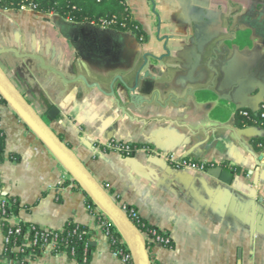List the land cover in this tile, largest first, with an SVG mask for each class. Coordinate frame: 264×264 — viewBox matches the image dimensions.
<instances>
[{
  "label": "crops",
  "instance_id": "crops-1",
  "mask_svg": "<svg viewBox=\"0 0 264 264\" xmlns=\"http://www.w3.org/2000/svg\"><path fill=\"white\" fill-rule=\"evenodd\" d=\"M126 1L142 41L0 8L1 73L119 204L167 232L173 244L155 243L151 264H264V129L237 120L264 100V0ZM52 106L58 112L48 118ZM0 126L7 152L19 156L0 163L1 193L20 204L9 223L58 230L73 219L91 230L88 262L48 245L27 264H126L98 215L112 219L98 205L89 210L82 187L8 103ZM111 139L146 147L124 156L100 147ZM185 158L234 177L177 167ZM4 246L0 221V264H17Z\"/></svg>",
  "mask_w": 264,
  "mask_h": 264
},
{
  "label": "trees",
  "instance_id": "trees-1",
  "mask_svg": "<svg viewBox=\"0 0 264 264\" xmlns=\"http://www.w3.org/2000/svg\"><path fill=\"white\" fill-rule=\"evenodd\" d=\"M0 8L14 10L29 8L43 15L55 13L72 21L92 22L98 25H102V22L104 21L108 24V28L124 32H132L140 41L144 40L146 37L141 25L133 17L131 9L125 0H0ZM1 103L7 102L0 95V104ZM237 120L241 125L252 124L242 116H238ZM58 135L63 139L62 135ZM112 140L115 144H119L121 146L119 152L124 156L133 155L138 149L146 147L141 143L124 142L115 139ZM261 140L264 141V137H262ZM100 147L106 151L112 150V148L107 145H100ZM18 157L19 156L14 153L7 152L6 134L0 126V163L5 161L7 158L18 159ZM185 159L188 162H197L194 159ZM208 167L209 165L206 164L205 169ZM1 187L2 183L0 180V198H4L6 200L5 205L0 208L1 215L6 218L2 220L4 234H7L8 230L12 229L9 241L6 242L4 246V252L6 254L10 255L13 259H18L24 253L33 251L32 256H35L42 252L45 239L49 240L50 238H54L55 247H53V252L65 251L72 258L80 262H88L91 259L92 251L94 249L90 243L91 230L87 225L73 219H68L62 229H54L52 233L46 232L42 234L43 228L36 224L35 228L32 229L28 235V239L31 240L34 238L36 243L26 246L23 245V240L25 238L23 231L30 223L20 222L22 232L18 233L15 231V227L9 223L8 218L19 212V200L13 196L2 194ZM104 188H106L105 184ZM109 193L111 194L110 191ZM84 194L87 207L90 211H93L96 207L95 201L87 194L86 191H84ZM113 199L143 235L146 247L150 253L153 245L159 242V237L166 236L167 232L142 217L136 206L127 203L126 209H123L122 205L118 202V198L113 197ZM135 212L136 214H133ZM103 220H105L104 217L98 218L100 223ZM104 229L108 233L113 251L121 249L132 254L130 244L123 231L112 220H109L104 224ZM164 244L166 246H172L173 243L169 238L168 242H165ZM19 246L23 247L24 251L18 249L17 247ZM126 264H133V256L130 257Z\"/></svg>",
  "mask_w": 264,
  "mask_h": 264
},
{
  "label": "water",
  "instance_id": "water-1",
  "mask_svg": "<svg viewBox=\"0 0 264 264\" xmlns=\"http://www.w3.org/2000/svg\"><path fill=\"white\" fill-rule=\"evenodd\" d=\"M0 95L16 111V113L28 124L37 136L52 150L72 178L84 191L127 235L131 251L133 249L134 264H151L150 253L146 247L143 235L136 228L125 212L115 202L104 186L91 174L83 162L78 158L72 148L64 141L47 123L36 109H34L6 80L0 71ZM58 112L56 106L48 111V118H54ZM262 129V128H258ZM158 163L168 172L173 171V166L160 158ZM207 172L226 183H230L234 177V171L225 166H213ZM260 212L262 210L260 209Z\"/></svg>",
  "mask_w": 264,
  "mask_h": 264
},
{
  "label": "built area",
  "instance_id": "built-area-1",
  "mask_svg": "<svg viewBox=\"0 0 264 264\" xmlns=\"http://www.w3.org/2000/svg\"><path fill=\"white\" fill-rule=\"evenodd\" d=\"M126 1V0H125ZM127 2V1H126ZM107 23L106 22H102V25L103 27H107ZM257 112L255 111H252V110H249V109H241L239 111V115L242 116L244 119L250 121L252 124H258L260 126H262V128L264 129V100L260 103L259 105V108L258 110H256ZM260 111V113H259ZM108 147L112 148V150H117L119 151L120 149V145L119 144H115L113 142V140H109L108 143L106 144ZM258 147L262 150V153H263V158H264V141L263 140H260L258 143H257ZM167 159L169 160H174L175 161V157L174 156H170L168 157ZM176 166L177 167H187V166H195V167H198L202 170H205V165L208 164L209 166L210 165H213V164H210V163H192L191 161H187L186 159H182V160H178L177 162H175ZM6 203V200L4 198H0V208L3 207ZM122 205V208L123 209H126V203H123L121 204ZM133 214H136L133 213ZM102 216L101 215H98V218H101ZM11 218V217H10ZM10 218H8V221L10 220ZM3 219H6L4 216L1 215L0 213V221L2 223V220ZM106 222L103 220L101 222V224L104 226ZM15 227V231L20 233L22 232V228L20 226V223H17V224H11ZM36 226V224H33V223H30L26 226L25 230L23 231V234H24V240H23V245H31L32 243H36V240L33 238L31 240L28 239V235L30 233V231L32 229H34ZM41 227V226H40ZM43 228V232L42 234L46 233V232H51L54 230V229H51V228H45V227H42ZM12 233V229H9L8 230V233L7 234H4V242H8L9 241V238H10V234ZM169 235L167 234L166 236H162V237H159V242L160 243H165V242H168L169 240ZM52 246V247H55V239L54 238H50L49 240H46L45 239V242L43 243V247L45 248V246ZM18 249H20L21 251H24V248L23 247H17ZM114 253L118 256H120L125 262H127L130 257L132 256V254H130L129 252H125L123 250H118V251H114ZM33 254V251H30V252H27V253H24L20 258L18 259H14V261L17 263V264H27V260L29 258V256H31Z\"/></svg>",
  "mask_w": 264,
  "mask_h": 264
},
{
  "label": "rangeland",
  "instance_id": "rangeland-1",
  "mask_svg": "<svg viewBox=\"0 0 264 264\" xmlns=\"http://www.w3.org/2000/svg\"><path fill=\"white\" fill-rule=\"evenodd\" d=\"M23 9H28V8H23ZM41 16H46V15H43V14H40ZM50 18H52L53 16H55V15H57V14H55V13H49V14H47ZM45 18V17H44Z\"/></svg>",
  "mask_w": 264,
  "mask_h": 264
}]
</instances>
